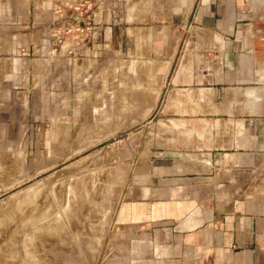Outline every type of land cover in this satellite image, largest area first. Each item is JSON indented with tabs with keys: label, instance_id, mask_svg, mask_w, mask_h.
<instances>
[{
	"label": "crops",
	"instance_id": "obj_1",
	"mask_svg": "<svg viewBox=\"0 0 264 264\" xmlns=\"http://www.w3.org/2000/svg\"><path fill=\"white\" fill-rule=\"evenodd\" d=\"M0 52L51 63L41 83L137 70L130 115L165 127L131 175L130 242L153 263L264 264V0H0Z\"/></svg>",
	"mask_w": 264,
	"mask_h": 264
},
{
	"label": "rangeland",
	"instance_id": "obj_2",
	"mask_svg": "<svg viewBox=\"0 0 264 264\" xmlns=\"http://www.w3.org/2000/svg\"><path fill=\"white\" fill-rule=\"evenodd\" d=\"M18 55L0 52V263L160 264L121 224L131 175L146 168L154 127H165V118L130 115L137 70L90 62L84 83H41L52 64Z\"/></svg>",
	"mask_w": 264,
	"mask_h": 264
},
{
	"label": "bare ground",
	"instance_id": "obj_3",
	"mask_svg": "<svg viewBox=\"0 0 264 264\" xmlns=\"http://www.w3.org/2000/svg\"><path fill=\"white\" fill-rule=\"evenodd\" d=\"M113 172H114V171H113ZM113 172H112V173H113ZM118 172H119V171H118ZM108 173H110V172H108ZM120 173L122 174V172H120ZM113 174H115V172H114ZM121 174H120V175H121ZM123 176H124V175H123ZM117 177H118V176H117ZM85 178H86V177H85ZM83 179H84V177H83ZM80 180H81V179H80ZM103 180H104V179H103ZM108 180H109V179H108ZM77 181H78V180H77ZM87 181H88V180H87ZM89 181H90V180H89ZM104 181H105V180H104ZM79 182H80V181H79ZM101 182L103 183V181H101ZM107 182H108V181H107ZM108 183H109V182H108ZM76 184H77V183H76ZM76 184H75V185H76ZM78 184H79V183H78ZM103 184H104V183H103ZM103 184H102V185H103ZM83 185H84V184H83ZM104 186H105V185H104ZM74 187H75V186H74ZM77 187H78V186H77ZM80 187H81V184H80ZM105 187H106V186H105ZM80 189H81V188H80ZM81 190H82V189H81ZM84 192H85V191H84ZM78 194H80V193H78ZM81 194H82V192H81ZM81 194H80V195H81ZM82 195H83V194H82ZM87 195H88V192H87ZM78 196H79V195H78ZM82 198H83V196H82ZM98 200H99V199H98ZM94 201H95V200H94ZM97 204H98V203H97ZM103 204H104V203H103ZM104 205H105V204H104ZM101 207H102V206H101ZM102 209H103V208H102ZM104 210H105V209H104ZM102 211H103V210H102ZM100 212H101V211H100ZM5 244H6V243H5ZM7 246H8V245H7ZM9 248H10V247H9ZM9 248H8V249H9ZM13 248H14V247H13ZM4 249H6V248H4ZM9 250H10V249H9ZM12 250H13V249H12ZM4 251H5V250H4ZM2 252H3V251H2ZM3 253H4V252H3ZM10 253H11V252H10ZM5 254H6V253H5ZM7 254H8V253H7ZM4 256H5V255H4ZM1 257H2V255H1ZM0 259H2V258H0ZM3 259L5 260V258H3ZM3 259H2V261H3ZM6 259H7V258H6ZM7 260H9V259H7ZM0 261H1V260H0ZM4 263L6 264V262H4ZM0 264H1V263H0ZM2 264H3V263H2Z\"/></svg>",
	"mask_w": 264,
	"mask_h": 264
}]
</instances>
